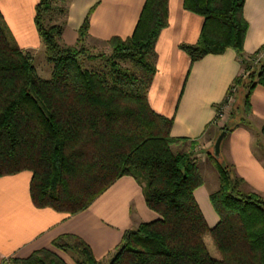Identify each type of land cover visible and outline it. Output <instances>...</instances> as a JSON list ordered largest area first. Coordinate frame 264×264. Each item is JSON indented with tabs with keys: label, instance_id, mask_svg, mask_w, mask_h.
I'll return each instance as SVG.
<instances>
[{
	"label": "trees",
	"instance_id": "trees-1",
	"mask_svg": "<svg viewBox=\"0 0 264 264\" xmlns=\"http://www.w3.org/2000/svg\"><path fill=\"white\" fill-rule=\"evenodd\" d=\"M70 1L40 0L35 9L53 65L50 79L39 76L32 53L19 47L0 11V177L31 172L34 205L71 215L87 210L120 178L133 177L159 218L126 231L109 264H264V199L243 192L233 166L212 151L220 186L210 201L219 221L209 226L195 196L203 184L195 144L190 151L175 152L173 146L186 139L173 137V120L149 104L156 43L169 24L168 0H146L133 35L111 38L108 54L85 45L90 14L77 44H62ZM244 5L245 0H185V9L205 18L199 41L180 45L192 63L227 49L244 53ZM86 59L104 60L108 71L86 68ZM244 64L245 83L240 77L234 81L245 90L244 104L231 113L222 129L227 133L247 122L250 94L264 86V60ZM206 235L220 259L210 255ZM53 246L73 253L77 264H101L75 234L59 236ZM9 261L67 264L47 248Z\"/></svg>",
	"mask_w": 264,
	"mask_h": 264
},
{
	"label": "crops",
	"instance_id": "crops-1",
	"mask_svg": "<svg viewBox=\"0 0 264 264\" xmlns=\"http://www.w3.org/2000/svg\"><path fill=\"white\" fill-rule=\"evenodd\" d=\"M39 1L0 0V11L9 31L22 50L32 53L33 61L37 55L45 54L35 23ZM145 2L71 0L62 44H77L78 31L90 14L86 47L102 46L110 51L107 42L111 38L126 39L133 35ZM184 4L185 0H168L169 24L156 43L157 71L148 100L155 113L173 120L171 135L186 139L181 142L182 149L178 148L179 143L173 146L175 152L190 151L195 144L194 155L203 179L195 196L204 213L201 198L207 206L210 195L220 186L219 172L211 162L210 154L227 121L215 123L216 108L234 81L243 74L244 62L248 63L264 47V0H245L243 15L248 29L243 54L227 49L222 54H210L194 63L180 45L199 41L205 18L185 9ZM246 78L242 79L243 83ZM245 95L244 88L239 85L232 112L242 109ZM249 100L251 114L247 122L227 133L221 146V156L233 166L234 175L243 180L241 190L256 193L264 199V135L261 132L264 86L257 85ZM203 170L214 174L212 185L206 182ZM31 179L29 171L0 177V264L6 258H26L43 248L53 250L67 264H77L76 261L71 262L70 252L53 246V241L64 234L81 237L92 248L96 259L101 260L115 250L126 231L159 218L147 206L143 187L130 176L120 178L87 210L76 215L37 208L30 194ZM209 205L207 209H212V212L207 222L212 227L219 217L211 201Z\"/></svg>",
	"mask_w": 264,
	"mask_h": 264
},
{
	"label": "rangeland",
	"instance_id": "rangeland-1",
	"mask_svg": "<svg viewBox=\"0 0 264 264\" xmlns=\"http://www.w3.org/2000/svg\"><path fill=\"white\" fill-rule=\"evenodd\" d=\"M91 50L97 54H108L109 53L108 49L105 47H102V46H96V47L92 48ZM34 65H35L37 72L41 78H43V79H50L51 78L52 65L48 61L45 54L44 55H37L36 59L34 60ZM84 65L86 68H88L90 70H95V71H99L102 73L108 71V67L106 65V62L104 60H101V59H97V60L86 59ZM126 66H128V65H126ZM182 146H183V143L180 142L178 145V148L182 149L183 148ZM202 172H203V175L206 179V182H208L209 184L212 185L214 182L213 180L215 179L214 174L209 172L208 170H207V172L205 170H203ZM216 183L219 184L217 181V178H216ZM209 201H210V199H209ZM209 201H207L208 207L210 206ZM200 203L204 209V213L206 214L205 216H207L206 217V219H207L208 217H210L209 215L211 214L212 209H209V210L207 209V206H206L204 200H202V198H201ZM204 240H205V243L208 247L210 255L215 259H220L221 254L218 251V249H217L216 245L214 244L213 239L210 237V235H206ZM116 248H115V250H112L109 253V255H107L105 258L99 260V261H101V264H109L111 258L113 257V255L116 251ZM68 254H69L68 256L71 257L72 263L77 260V256H75L73 253H68ZM10 258H12V257L6 258L2 264H9Z\"/></svg>",
	"mask_w": 264,
	"mask_h": 264
},
{
	"label": "built area",
	"instance_id": "built-area-1",
	"mask_svg": "<svg viewBox=\"0 0 264 264\" xmlns=\"http://www.w3.org/2000/svg\"><path fill=\"white\" fill-rule=\"evenodd\" d=\"M264 60V50H260L259 52L256 53L255 56L251 57L248 62L251 64H258ZM249 72L245 69L243 71V74L240 76L241 79H244L248 76ZM239 91V86L237 84H232V86L229 88L225 99L219 106L216 108V116H215V123H221V122H226L228 121L232 110L233 106L236 102L237 94Z\"/></svg>",
	"mask_w": 264,
	"mask_h": 264
},
{
	"label": "water",
	"instance_id": "water-1",
	"mask_svg": "<svg viewBox=\"0 0 264 264\" xmlns=\"http://www.w3.org/2000/svg\"><path fill=\"white\" fill-rule=\"evenodd\" d=\"M226 135H227V131H222L216 139V142L213 147V153L216 158L221 157V146Z\"/></svg>",
	"mask_w": 264,
	"mask_h": 264
}]
</instances>
